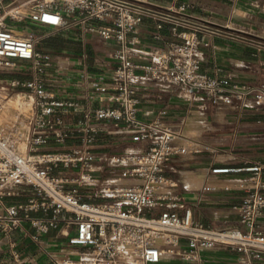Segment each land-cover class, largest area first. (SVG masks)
Instances as JSON below:
<instances>
[{"label": "built area", "instance_id": "built-area-1", "mask_svg": "<svg viewBox=\"0 0 264 264\" xmlns=\"http://www.w3.org/2000/svg\"><path fill=\"white\" fill-rule=\"evenodd\" d=\"M188 6L158 8L143 0H0V70L30 68V79H0V108L8 96L29 93L32 114L23 121L0 124V232L12 235L34 228L33 239L63 226L75 255L51 256L49 264H154L163 254L185 264H207L203 249L227 246L238 252L237 264H264V162L248 167L218 166L213 173L250 172L253 182L235 206L240 225L214 227L194 219L176 193L181 180L168 174L171 162L218 149L167 122L166 109L141 117L143 89L176 92L198 104L204 123L206 103L264 113V83L239 82L232 73L203 70L205 48H217L215 37L227 34L206 22L195 23L172 12ZM145 16L172 20L174 39L166 48L139 47V25ZM32 22L54 34L79 27L83 36L115 41L111 54L116 67L109 77L89 83L101 103L82 107L68 96L71 85H58L60 71L53 54L39 49L43 35L24 37L18 22ZM60 68V65H57ZM20 89L19 92L17 90ZM82 118L69 122V116ZM187 119L182 124L187 123ZM26 148H21L23 132ZM126 133L133 143L110 154L101 135ZM105 139V138H103ZM73 140L77 144L66 147ZM51 149H45V148ZM62 147V149H59ZM107 177H102L104 173ZM24 187L31 195L23 198ZM97 190L102 200L85 199L82 190ZM203 190L210 187L204 186ZM165 206L155 213V209ZM183 208L181 215L173 208ZM42 212L43 216L32 214ZM13 258L20 262L17 241Z\"/></svg>", "mask_w": 264, "mask_h": 264}, {"label": "crops", "instance_id": "crops-1", "mask_svg": "<svg viewBox=\"0 0 264 264\" xmlns=\"http://www.w3.org/2000/svg\"><path fill=\"white\" fill-rule=\"evenodd\" d=\"M158 8L179 10L188 6L183 12H172L175 16L189 19L195 23L206 22L226 31L227 34L214 38L217 48H205L203 70L215 73L221 68V74L232 73L239 82L264 83V0H143ZM37 27L35 23L27 22ZM172 20L156 16H145L139 25L140 48L152 50L166 48L174 39ZM38 30L60 36L63 41L44 44L43 50L53 54L55 66L48 75H60L64 78L58 85L69 82L68 96L76 98L87 109L100 106L97 95L89 83L106 79L116 67L111 57L117 44L112 40H101L97 36L81 34L80 28L54 34L40 26ZM237 33V34H234ZM257 38V39H254ZM52 49V50H49ZM53 51V52H52ZM59 52V53H58ZM60 65V68L57 65ZM34 74H6L0 72V79H30ZM143 101L140 115L145 120L155 118L161 109H166L165 120L173 127L185 133H200L201 140L214 145L218 152H203L175 159L168 174L181 180L176 193L182 196L186 206L190 207L195 220L214 227L239 226L237 206L253 184L250 172L213 173L218 166L248 167L264 162V113L254 107H245L238 112L230 107L217 108L206 103L204 123H200L198 104L188 103L178 97L176 92H162L154 88L143 89ZM183 106H188L184 109ZM82 118L79 113L69 116V122ZM188 120L185 125L183 120ZM105 138V139H103ZM123 144L125 147L144 146L145 143H133L126 133L101 135V141ZM106 149V148H105ZM107 150V149H106ZM124 150V149H123ZM122 150V152H123ZM264 179V174H263ZM204 186L210 187L203 190ZM26 190L23 198L31 195ZM264 192V187H263ZM184 214L183 208H173ZM43 216L42 212L32 214ZM264 231V216L260 219ZM60 226L33 239L34 228L28 225L27 231L18 230L12 235L0 232V264H49L51 256L62 257L75 255L78 247L68 244L66 232ZM11 239L17 241L21 260L13 258L10 247ZM207 264H237L240 254L227 246L203 249ZM154 264H185L179 257L163 254L161 260Z\"/></svg>", "mask_w": 264, "mask_h": 264}, {"label": "rangeland", "instance_id": "rangeland-1", "mask_svg": "<svg viewBox=\"0 0 264 264\" xmlns=\"http://www.w3.org/2000/svg\"><path fill=\"white\" fill-rule=\"evenodd\" d=\"M18 25L22 28L19 30V32H22L24 37H29L31 34L43 35V37H44L43 40H41L39 43H37V46H39L38 48L41 50H42L44 44H47V46H48V43L54 44L55 42L57 43V42L63 41L60 36L53 35L49 32L48 33L43 32V31L40 32V30L37 29L38 26L37 27L31 26L26 21L18 22ZM234 34H237V33H234ZM254 39H257V38H254ZM49 50H52V49L49 48ZM56 53L57 52H53V55H57ZM0 72L6 73V74L7 73L8 74L19 73V74H23V75L34 74V71L30 68H27V69L17 68V69L0 70ZM19 91H20V89L17 90V92H19ZM18 94L22 95L23 98L31 101V105L29 107L25 108L24 111L22 112V114L20 115V121H22L21 123L23 124V121L24 120L26 121L27 118L33 112V109H32L33 97L30 96V94L28 92L25 93V91H23V93H14V94L8 96V98H6L5 101H3V102H6L8 100L9 101L15 100V98L18 97ZM183 107H184V109L188 108V106H183ZM22 132H23V129H22ZM76 144H77V141L73 140L70 144L66 145V147H71V146H74ZM104 144H106L104 147L107 149V151L110 154H120V153H122V150L125 148V145H123L122 143L116 144V143H112L111 141H104ZM20 146L23 149L26 148V139H25V133L24 132H23V138L20 141ZM45 149H51V148L48 147ZM59 149H62V147H60ZM108 175H110V174H108L106 172L102 175V177H107ZM96 188H98V187H95L93 189L86 188V189L82 190L81 193L83 194L85 199H89V197H91V199H90L91 201L97 202V201L102 200V198L100 196H97L98 192L96 191L97 190ZM165 208H166L165 206L158 207L155 209V213H158L159 211L164 210Z\"/></svg>", "mask_w": 264, "mask_h": 264}, {"label": "bare ground", "instance_id": "bare-ground-1", "mask_svg": "<svg viewBox=\"0 0 264 264\" xmlns=\"http://www.w3.org/2000/svg\"><path fill=\"white\" fill-rule=\"evenodd\" d=\"M31 105V101L22 97L18 94V97L15 100H8L3 102L0 108V124L9 125L15 120H20V115L25 108ZM22 122V121H20ZM23 129V127L21 126ZM20 130V132L22 131ZM23 138V135H22Z\"/></svg>", "mask_w": 264, "mask_h": 264}]
</instances>
